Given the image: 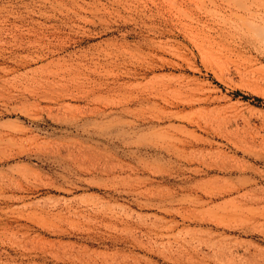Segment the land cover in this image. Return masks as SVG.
Here are the masks:
<instances>
[{"label": "rangeland", "instance_id": "374dc122", "mask_svg": "<svg viewBox=\"0 0 264 264\" xmlns=\"http://www.w3.org/2000/svg\"><path fill=\"white\" fill-rule=\"evenodd\" d=\"M263 22L0 0V264H264Z\"/></svg>", "mask_w": 264, "mask_h": 264}, {"label": "bare ground", "instance_id": "6f19581e", "mask_svg": "<svg viewBox=\"0 0 264 264\" xmlns=\"http://www.w3.org/2000/svg\"><path fill=\"white\" fill-rule=\"evenodd\" d=\"M252 15H253V14H252ZM244 20H245V19H244ZM239 21H240V20H239ZM242 23H243V22H242ZM250 23H251V22H250ZM263 23H264V22H263ZM254 25H255V24H254ZM254 25H253V26H254ZM250 30H251V27H250ZM253 31H254V30H253ZM256 31H257V30H256ZM261 32H262V31H261ZM252 34H253V33H252ZM253 35H254V34H253ZM255 36H256V35H255Z\"/></svg>", "mask_w": 264, "mask_h": 264}]
</instances>
